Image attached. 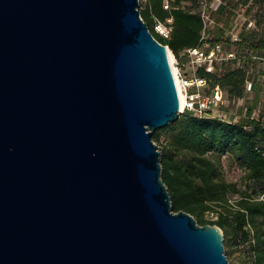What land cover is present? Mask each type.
<instances>
[{
	"label": "water",
	"instance_id": "obj_1",
	"mask_svg": "<svg viewBox=\"0 0 264 264\" xmlns=\"http://www.w3.org/2000/svg\"><path fill=\"white\" fill-rule=\"evenodd\" d=\"M139 0H0V264H230L173 212L180 99Z\"/></svg>",
	"mask_w": 264,
	"mask_h": 264
},
{
	"label": "trees",
	"instance_id": "obj_2",
	"mask_svg": "<svg viewBox=\"0 0 264 264\" xmlns=\"http://www.w3.org/2000/svg\"><path fill=\"white\" fill-rule=\"evenodd\" d=\"M166 1L168 8H164ZM231 1L223 0L211 13L205 32L211 44L221 42L223 51L234 52L235 57L215 62L212 72L199 67L195 75L207 79L205 93L219 85L224 102L244 98L249 92L246 83L250 82L258 102L259 86L249 68L261 64L264 39L246 38L244 22L239 26V40L234 41L230 35L223 36L225 27L219 18L212 20L213 15L225 12ZM239 1L234 3L238 5ZM242 1L245 7L261 1L264 12V0ZM139 11L153 37L176 57L199 45L204 23L197 0H142ZM155 18L161 22L172 19L168 38L155 32ZM225 45L231 48L226 49ZM250 52L258 59H253ZM256 104L249 106L238 120L215 109L201 115L185 110L175 122L152 134L155 143L163 139L158 147L161 179L170 195L172 211L191 214L201 226L220 227L227 259L238 254V260L230 264H264V115L254 112ZM225 155L242 171V184L225 177L220 161Z\"/></svg>",
	"mask_w": 264,
	"mask_h": 264
},
{
	"label": "built area",
	"instance_id": "obj_3",
	"mask_svg": "<svg viewBox=\"0 0 264 264\" xmlns=\"http://www.w3.org/2000/svg\"><path fill=\"white\" fill-rule=\"evenodd\" d=\"M199 7V14L204 23V30L199 45L184 50L180 57L186 58L190 64L192 74L184 75L177 70L178 82L180 90L183 96L184 106L181 110L183 113L185 110H190L198 115L204 114L206 110H212L220 107L224 103V92L219 85L213 87L210 93H205L204 88L207 85V79L205 77H199L195 75V71L199 67H203L206 72H212L214 69V63L217 61L226 60L228 58H234V52H224L221 42H215L211 44L208 40L205 30L208 24L211 22V13L215 11L221 4V0H197ZM164 8H168V2L164 4ZM172 19H167L166 22H161L155 18L154 30L157 34L168 38L172 30ZM239 27L234 28V31H230L226 35H230L234 41L239 40ZM168 48V46H165ZM253 59H258V56L250 52ZM262 66H264V56L260 58ZM177 64V61H175ZM178 89V88H177ZM246 90L251 91V83H246Z\"/></svg>",
	"mask_w": 264,
	"mask_h": 264
},
{
	"label": "rangeland",
	"instance_id": "obj_4",
	"mask_svg": "<svg viewBox=\"0 0 264 264\" xmlns=\"http://www.w3.org/2000/svg\"><path fill=\"white\" fill-rule=\"evenodd\" d=\"M222 1L223 0H221V2ZM234 1L236 0H232L229 3L228 9L224 13L213 15L212 20H214V18H219L221 22H223V25L225 27V29L223 30L224 35H226V33L228 34L230 31H234V28H238L239 26H242L244 22H246V38H252L254 40H259L261 38L264 39V12L260 8L261 1H253L252 3H250V7H245V5H242V0L239 1L241 3L238 5H236ZM141 4L142 0H139L138 9ZM214 31L217 32V28H215ZM224 47L226 49L231 48L230 45H225ZM173 56L174 65L181 74H192L193 69L191 68L185 57L181 56L178 58L174 54ZM175 61H177V64ZM249 70L250 72H252L254 81L259 86L258 102L255 98L256 90L252 89L251 91L246 92L244 98L242 99L225 101L223 105H220L219 108H215L216 112L224 114L227 118L238 120L239 118H242L244 116L249 106H253L255 105V103H257L254 112H256V114L264 115V66H262L259 62L252 67L250 66ZM156 144L158 145V147L161 146L163 144V139L161 138ZM220 161L224 170L225 177L229 181L242 184V171L233 163L231 157H229L228 155L222 156ZM228 260L230 263H235L238 260V254L234 253Z\"/></svg>",
	"mask_w": 264,
	"mask_h": 264
},
{
	"label": "bare ground",
	"instance_id": "obj_5",
	"mask_svg": "<svg viewBox=\"0 0 264 264\" xmlns=\"http://www.w3.org/2000/svg\"><path fill=\"white\" fill-rule=\"evenodd\" d=\"M167 56H168L169 63H170V66H171V69H172V72H173V75H174V78H175V82H176L177 88H178L179 99H180V108L182 109L183 106H184L183 96H182V93H181V90H180V86H179V82H178L177 68L174 65V56H173V54H172V52H171V50L169 48H167Z\"/></svg>",
	"mask_w": 264,
	"mask_h": 264
}]
</instances>
